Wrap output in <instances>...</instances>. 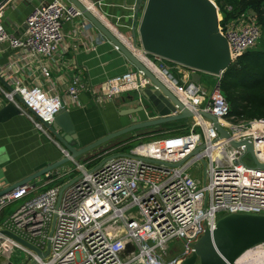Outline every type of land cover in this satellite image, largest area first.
Here are the masks:
<instances>
[{
    "label": "built area",
    "instance_id": "built-area-1",
    "mask_svg": "<svg viewBox=\"0 0 264 264\" xmlns=\"http://www.w3.org/2000/svg\"><path fill=\"white\" fill-rule=\"evenodd\" d=\"M3 17L4 5H0V45L21 57L53 60L60 56L67 38L65 24L83 14L65 0H53L30 12L19 36L6 29ZM82 29L89 33L94 27L86 23ZM220 32L228 40L233 63L255 49L263 35L252 11L227 26L220 24ZM138 56L165 76L169 84L144 62L194 113L188 133L142 145L128 153L134 157L115 159L99 168L106 157L72 160L68 167L42 177L41 187L30 183L0 197V220L8 208L19 204L0 223L2 264H16L12 256L20 253L26 254L25 264H183L194 254V245L207 231L213 232L223 217L264 215V169L256 167L245 146H232V142L253 143L256 159L264 165V119L246 123L231 117L220 87L222 77H215L217 84L209 91L192 82L197 73L193 69L142 51ZM42 72L50 81L49 70L43 68ZM10 80L13 91L0 83V97L18 106L15 95H20L27 106H19L23 114L43 133L48 131L39 119L52 123L64 107L65 97L76 103L87 89L79 77L64 96L25 86L18 77ZM149 84L144 73L135 69L90 90L101 104ZM200 111L216 117L230 139H221ZM141 148L145 151L140 152ZM63 154L68 155L65 150ZM39 189L43 190L38 193ZM2 231L15 234L43 253L50 246L49 255L40 258ZM175 240L184 245L172 247Z\"/></svg>",
    "mask_w": 264,
    "mask_h": 264
},
{
    "label": "water",
    "instance_id": "water-1",
    "mask_svg": "<svg viewBox=\"0 0 264 264\" xmlns=\"http://www.w3.org/2000/svg\"><path fill=\"white\" fill-rule=\"evenodd\" d=\"M66 1L78 8L86 20L150 81L149 85L138 91V95L131 98L132 102L136 101L138 108L127 110L123 116L132 117L147 112L154 117L133 123L116 132H109L95 142L82 146L71 113L64 104L52 123H45L40 119L39 121L68 155L0 191V197L41 179L46 174L68 165L72 160L86 158L97 149L126 135L194 118V113L180 102L172 90L138 56L139 51L195 70L197 73L193 75L192 82L198 86L202 84L203 74L216 78L223 77L233 64L228 40L220 32V8L211 0H136L133 32L128 43L120 39L86 4L93 2L98 6L103 0ZM0 82L8 91H13V88L2 77H0ZM15 100L18 106L9 102L0 110V124L20 117L23 114L20 107L27 108L20 95H15ZM199 115L213 123L221 139H230V134L221 127L216 117L204 111H200ZM232 146L235 148L245 146L256 167L264 169V165L256 159L253 143L232 142ZM198 153L199 150L195 152V155ZM124 157L134 156L117 153L106 157L98 168L112 160ZM184 162L173 165V167H179ZM2 234L32 250L42 259L49 255L50 246L48 251L43 253L9 231H2ZM260 245H264V215H229L218 221L213 232L205 233L194 245V254L183 264H237L246 252ZM3 261L5 258L0 260V264ZM32 264L38 263L34 261Z\"/></svg>",
    "mask_w": 264,
    "mask_h": 264
},
{
    "label": "crops",
    "instance_id": "crops-1",
    "mask_svg": "<svg viewBox=\"0 0 264 264\" xmlns=\"http://www.w3.org/2000/svg\"><path fill=\"white\" fill-rule=\"evenodd\" d=\"M51 1L53 0H0V5H4V26L10 33L21 35L30 12ZM135 1L103 0L98 6L93 2L86 4L120 39L128 43L133 32ZM86 23L89 22L83 16L65 24L67 38L60 56L53 60L21 57L7 45H0V77L10 86V79L18 77L25 86L41 87L51 94L64 96L74 78L79 77L86 85L87 89L80 94L76 103L64 98L82 146L95 142L109 132H116L154 117L147 112L132 117L123 116L127 110L138 108L136 101H131L138 92L101 104L96 102L90 90L92 86L134 71L135 67L96 28L86 33L82 29ZM43 68L49 70L50 81L44 78ZM163 79L167 81L165 77ZM1 85L7 90L2 83ZM201 85L206 89L208 87L203 84V80ZM8 103L4 97H0V110ZM170 132L172 131L164 132L163 135L169 136ZM63 150L65 149L49 132L37 130L25 114L0 124V191L61 160L64 157ZM33 183L39 188L43 179ZM18 205L15 204L16 208ZM16 208H8L0 223Z\"/></svg>",
    "mask_w": 264,
    "mask_h": 264
},
{
    "label": "trees",
    "instance_id": "trees-1",
    "mask_svg": "<svg viewBox=\"0 0 264 264\" xmlns=\"http://www.w3.org/2000/svg\"><path fill=\"white\" fill-rule=\"evenodd\" d=\"M215 1L222 13V21L220 23L222 26H227L228 23L240 18L244 13L252 11L255 13L256 20L262 28V39L264 38V0ZM220 87L230 106V116L234 117L237 122L248 123L264 119V48H255L248 51L235 61L222 77ZM171 124L160 126L158 132L164 133L175 129L170 127ZM187 133L180 132V134L174 135ZM119 139L111 143H116ZM124 144L125 142L121 141L113 147L114 149L120 148L118 153L128 154L133 146H123Z\"/></svg>",
    "mask_w": 264,
    "mask_h": 264
},
{
    "label": "rangeland",
    "instance_id": "rangeland-1",
    "mask_svg": "<svg viewBox=\"0 0 264 264\" xmlns=\"http://www.w3.org/2000/svg\"><path fill=\"white\" fill-rule=\"evenodd\" d=\"M215 1V0H214ZM216 3V1H215ZM217 4V3H216ZM220 16H222V14L220 13ZM257 49H262L264 48V38L260 40L259 44L256 47ZM203 84L207 85V89L209 91H212L213 88L216 86L217 84V80L214 76L212 75H208V74H203ZM193 120L192 119H185V120H181L178 122H173L171 124V128H175L172 129L170 135L174 136V134H180V132H188V129L191 125V123ZM160 127H156V128H152V129H147V130H142V131H138L136 133H132L129 135H126L122 138H120L118 141H116V143H111L108 145H105L104 147L98 149L97 151L92 152L91 154L87 155L86 158L87 159H95L98 156H104V157H109L111 155L117 154L118 151L120 150V148H115L113 146H115L116 144H118V142H125V144L123 146H133V148L131 149H136L141 147L142 145H148L149 143L152 142H157L160 141L162 138L168 137L165 134L163 135V133L158 132ZM169 135V136H170ZM133 137V138H132ZM130 138V139H129ZM140 152H144L145 149L141 148L139 149ZM86 158H82L83 160H86ZM100 161V160H99ZM101 162V161H100ZM69 165V164H68ZM66 165V166H68ZM202 167L204 169V164H202ZM203 177L205 178V175L203 173ZM16 208L15 205L11 206L9 208V210ZM184 244L182 241H177L175 240L172 243V247H182ZM256 249V250H255ZM250 252V251H249ZM246 253L243 257L241 261H238L237 264H247L246 261L249 260V258H255L254 262H257L259 260H263L264 261V245H260L256 248H254V250H251V253ZM13 261L16 264H25V262H27V257L25 253H20V254H16L15 256H12ZM249 263V261H248Z\"/></svg>",
    "mask_w": 264,
    "mask_h": 264
},
{
    "label": "bare ground",
    "instance_id": "bare-ground-1",
    "mask_svg": "<svg viewBox=\"0 0 264 264\" xmlns=\"http://www.w3.org/2000/svg\"><path fill=\"white\" fill-rule=\"evenodd\" d=\"M141 58H142V60H144V62H146V63H147V64H148V65H149V66H150V67H151V68H152V69L158 74V76H160L162 79L165 77L163 74L160 73V71H159L155 66L151 65V64H150V63H149L144 57H141ZM163 80H164V79H163ZM164 81H165V80H164ZM165 82H167V81H165ZM167 83L169 84V82H167ZM262 151L264 152V146L262 147ZM252 250H253V249H252ZM250 251H251V250H250ZM248 252H249V251H248ZM248 252H246V253H248ZM246 253H245V254H246ZM245 254H244V255H245ZM244 255H243V256H244ZM243 256H242V257H243ZM242 257H241L240 259H242ZM240 259H239V260H240Z\"/></svg>",
    "mask_w": 264,
    "mask_h": 264
},
{
    "label": "flooded vegetation",
    "instance_id": "flooded-vegetation-1",
    "mask_svg": "<svg viewBox=\"0 0 264 264\" xmlns=\"http://www.w3.org/2000/svg\"><path fill=\"white\" fill-rule=\"evenodd\" d=\"M254 250V249H253ZM256 250V249H255ZM251 253V251L249 252ZM242 260V259H241ZM241 260H238V261H241ZM249 261V263H248ZM255 261V258H249V260L246 261L247 264H264V261L263 260H259L257 262H254Z\"/></svg>",
    "mask_w": 264,
    "mask_h": 264
}]
</instances>
